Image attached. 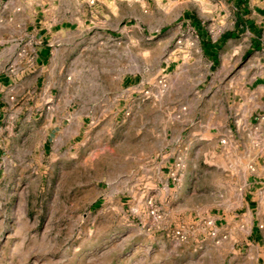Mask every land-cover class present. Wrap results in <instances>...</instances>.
<instances>
[{"label": "rangeland", "instance_id": "obj_1", "mask_svg": "<svg viewBox=\"0 0 264 264\" xmlns=\"http://www.w3.org/2000/svg\"><path fill=\"white\" fill-rule=\"evenodd\" d=\"M2 31L0 264H264L259 91L244 101L206 78L194 91L200 79L158 69L122 84L139 57L152 70L163 56L124 39L112 75L77 46L40 77Z\"/></svg>", "mask_w": 264, "mask_h": 264}, {"label": "crops", "instance_id": "obj_2", "mask_svg": "<svg viewBox=\"0 0 264 264\" xmlns=\"http://www.w3.org/2000/svg\"><path fill=\"white\" fill-rule=\"evenodd\" d=\"M3 4L0 0L2 34L25 46L27 61L34 54L27 69L41 73L40 77L57 58L65 66L69 52L77 46L99 55L104 71L112 75L115 65L123 64L113 51L124 39L129 45H144L142 55L163 56L152 70L139 57L126 73L122 69V84L133 86L138 77L157 69L170 79H200L194 91L204 90V78L214 89L226 82V91L243 95L244 101L259 91L264 116V0H22ZM18 30L20 38H16ZM253 55L258 59L254 64ZM4 87L0 81L1 102L8 100ZM86 118L79 116V120ZM146 145L153 148L158 143L150 140Z\"/></svg>", "mask_w": 264, "mask_h": 264}, {"label": "built area", "instance_id": "obj_3", "mask_svg": "<svg viewBox=\"0 0 264 264\" xmlns=\"http://www.w3.org/2000/svg\"><path fill=\"white\" fill-rule=\"evenodd\" d=\"M165 79V78H163ZM163 86L165 85V81L162 80L160 82ZM147 95L149 94V91L145 92ZM149 217L152 219V221L154 223H159L162 221L163 216L161 214V212L158 210V208L153 204L152 201L149 202V211H148ZM175 236L177 237V239H181L184 240L185 236L181 231H177L175 233Z\"/></svg>", "mask_w": 264, "mask_h": 264}]
</instances>
